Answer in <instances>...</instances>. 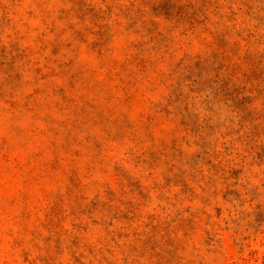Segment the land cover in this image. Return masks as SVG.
<instances>
[{"label": "rangeland", "instance_id": "obj_1", "mask_svg": "<svg viewBox=\"0 0 264 264\" xmlns=\"http://www.w3.org/2000/svg\"><path fill=\"white\" fill-rule=\"evenodd\" d=\"M0 264H264V0H0Z\"/></svg>", "mask_w": 264, "mask_h": 264}]
</instances>
